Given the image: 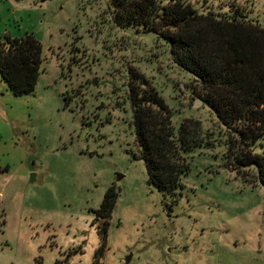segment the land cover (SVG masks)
Wrapping results in <instances>:
<instances>
[{
  "label": "rangeland",
  "instance_id": "rangeland-1",
  "mask_svg": "<svg viewBox=\"0 0 264 264\" xmlns=\"http://www.w3.org/2000/svg\"><path fill=\"white\" fill-rule=\"evenodd\" d=\"M110 2L0 0V38L32 33L43 59L30 95H14L0 74V264H264V188L225 166L229 132L166 41L119 28ZM191 2L230 12L227 0ZM236 2L264 25V0ZM130 70L164 98L176 129L202 124L204 145L188 153L175 193L150 186L134 155ZM133 82L136 95L149 88ZM110 189L118 199L106 220Z\"/></svg>",
  "mask_w": 264,
  "mask_h": 264
},
{
  "label": "trees",
  "instance_id": "trees-1",
  "mask_svg": "<svg viewBox=\"0 0 264 264\" xmlns=\"http://www.w3.org/2000/svg\"><path fill=\"white\" fill-rule=\"evenodd\" d=\"M110 5L119 28H143L166 41L174 63L202 86L194 94L229 132L225 166L264 188V25L250 19L236 0H227L230 12L220 13L198 10L191 0H169L166 5L158 0H111ZM42 60V44L34 34L0 38V74L14 95L35 92ZM130 74L134 155L145 162L150 186L175 193L190 171L188 153L204 145L202 124L185 119L176 129L164 98L144 77L133 70ZM135 78L149 86L140 95L134 93ZM117 199L115 190H108L98 215L107 220ZM5 224L0 208V232Z\"/></svg>",
  "mask_w": 264,
  "mask_h": 264
},
{
  "label": "crops",
  "instance_id": "crops-1",
  "mask_svg": "<svg viewBox=\"0 0 264 264\" xmlns=\"http://www.w3.org/2000/svg\"><path fill=\"white\" fill-rule=\"evenodd\" d=\"M251 19V18H250ZM253 20V19H252Z\"/></svg>",
  "mask_w": 264,
  "mask_h": 264
}]
</instances>
